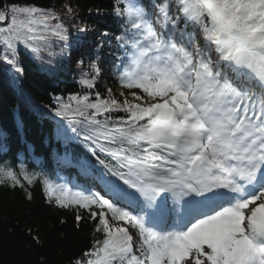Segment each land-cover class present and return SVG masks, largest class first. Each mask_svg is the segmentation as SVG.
<instances>
[{
  "label": "snow or ice",
  "instance_id": "obj_1",
  "mask_svg": "<svg viewBox=\"0 0 264 264\" xmlns=\"http://www.w3.org/2000/svg\"><path fill=\"white\" fill-rule=\"evenodd\" d=\"M113 13L112 75L127 93L93 98L100 69L90 59L87 71L78 64L79 93L37 109L68 150L58 165L86 183L5 162L0 188L30 201L39 183L77 229L91 223L90 246L68 264H264V0H114ZM0 23L14 80L21 47L51 64L54 44L60 55L70 46L51 8L0 2ZM26 235L42 246L38 229Z\"/></svg>",
  "mask_w": 264,
  "mask_h": 264
},
{
  "label": "trees",
  "instance_id": "obj_2",
  "mask_svg": "<svg viewBox=\"0 0 264 264\" xmlns=\"http://www.w3.org/2000/svg\"><path fill=\"white\" fill-rule=\"evenodd\" d=\"M0 2L17 5L32 3L55 12L62 11L70 45L60 55L59 46L54 44L56 55L49 57L47 53L44 54L45 60L50 59L51 64H42L21 47L18 61L23 68V75L19 80L13 79L16 74L11 71V67L0 61V164L7 162L14 170L23 165L30 172L43 173L57 182L60 174H63L68 183H86L77 169L58 165V159L68 150L55 139L53 122L42 118L37 109L48 112L47 106L52 105L54 97L66 99L79 93L76 81L80 78L81 69L78 64L83 61L84 70L87 71L90 59L95 60L101 69L96 87L92 90L93 98L95 92L107 97L109 88L127 92L116 83L112 75L113 64L106 58V54L117 57L119 49L115 37L120 34V28L113 13L114 0ZM65 4L73 6L77 17L66 16ZM3 26L6 25L0 23V27ZM88 27L95 32L88 34ZM104 33H108V37ZM81 38H87L88 45L75 46ZM68 65L69 69L66 68ZM71 150L73 153L85 152L76 144L71 146ZM28 191L32 197L30 201L19 189L11 191L0 188V264H38L41 260L44 264H68L70 259L90 246L91 223L82 222L77 229L74 211L46 204L39 183L28 188ZM61 220L65 223L61 224ZM28 228H32L33 232L38 229L42 246H37L26 235Z\"/></svg>",
  "mask_w": 264,
  "mask_h": 264
},
{
  "label": "rangeland",
  "instance_id": "obj_3",
  "mask_svg": "<svg viewBox=\"0 0 264 264\" xmlns=\"http://www.w3.org/2000/svg\"><path fill=\"white\" fill-rule=\"evenodd\" d=\"M72 6V5H71ZM73 7V6H72ZM73 9V8H72ZM58 12V14L61 16V17H64L65 15L63 14V12L62 11H57ZM77 15H78V13L73 9V16L74 17H77ZM95 31H93V29L90 27H88L87 28V33L88 34H93ZM81 42V43H80ZM79 44H80V46H86V45H88V42L87 41H85L84 40V38H81V40L78 42ZM111 59H112V61H114V62H116V58L117 57H114V56H112V55H110L109 56ZM69 62H72V59H69L68 60ZM98 67H100V66H98ZM66 68H70V66L68 65ZM100 72H101V69H100ZM120 90L119 89H112V93L117 97V98H121L120 97ZM127 93V92H126ZM130 98V97H129ZM59 182H66V178H65V176H62V177H60L59 179Z\"/></svg>",
  "mask_w": 264,
  "mask_h": 264
},
{
  "label": "water",
  "instance_id": "obj_4",
  "mask_svg": "<svg viewBox=\"0 0 264 264\" xmlns=\"http://www.w3.org/2000/svg\"><path fill=\"white\" fill-rule=\"evenodd\" d=\"M3 24V23H2Z\"/></svg>",
  "mask_w": 264,
  "mask_h": 264
}]
</instances>
